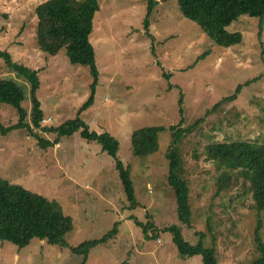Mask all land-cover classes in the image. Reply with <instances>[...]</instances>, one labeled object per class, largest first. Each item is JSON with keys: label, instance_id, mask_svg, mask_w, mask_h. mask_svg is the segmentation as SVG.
<instances>
[{"label": "rangeland", "instance_id": "obj_1", "mask_svg": "<svg viewBox=\"0 0 264 264\" xmlns=\"http://www.w3.org/2000/svg\"><path fill=\"white\" fill-rule=\"evenodd\" d=\"M49 0H0V51L40 72L38 98L44 119L38 133L54 141L45 127H58L78 116L91 131L110 133L120 144L118 159L129 169L138 207L129 209L113 157L81 132L42 149L27 129L0 134V179L57 202L73 220L67 248L35 239L20 249L0 240V264H82L71 251L84 242L103 239L118 223V234L91 251L87 264H203L201 256L179 255L173 225L182 238L215 250L218 264H254L259 258L256 230L264 242V212L254 208L243 178L218 195L220 171L205 155L219 141L264 143V21L242 16L227 31L240 34V45H215L187 20L175 0H155L147 36L144 0H100L91 42L96 48L99 85L94 105L79 115L92 96L95 79L90 66L72 64L67 50L45 54L36 43L37 8ZM0 80L15 83L25 93L24 108L32 123V86L10 72L0 59ZM250 82V84H248ZM233 101L223 99L235 95ZM181 104L179 105V101ZM182 112V115L180 114ZM17 111L0 104L5 127L19 123ZM182 120L187 133L177 153L185 170L191 199V225L178 220L175 194L169 186L171 126ZM163 126L159 151L137 157L133 132ZM230 187V185H229ZM149 221L159 229L146 239L136 224Z\"/></svg>", "mask_w": 264, "mask_h": 264}, {"label": "trees", "instance_id": "obj_2", "mask_svg": "<svg viewBox=\"0 0 264 264\" xmlns=\"http://www.w3.org/2000/svg\"><path fill=\"white\" fill-rule=\"evenodd\" d=\"M148 6L147 18L144 28L150 38V19L158 3L155 0H144ZM184 17L198 25L203 33L215 45L228 49L242 43L240 34H231L227 29L242 16L260 19V31L263 30L264 0H175ZM101 11L100 0H49L40 5L36 14L38 26L36 43L45 54L56 56L62 49L67 50V56L72 64L90 66L95 82L92 86V96L79 109V115L94 105L96 90L99 85V70L97 54L91 37L95 30V19ZM0 59L5 62L6 68L25 78L32 86L33 111L32 123L30 113L24 108L25 93L15 83L0 80V104H7L16 109L19 123L5 127L0 121V134L7 135L16 130L27 129L30 135L36 138L42 149L56 146L63 137L72 136L81 132L82 137L90 142L101 144L103 151L114 158L116 170L119 174L129 209L135 210L138 203L135 197L134 184L131 174L124 163L118 159L119 141L110 133H97L91 131L90 126L79 116L69 120L58 127H45L42 131L56 135L54 141L47 140L38 133L42 129L44 119L42 104L38 98L42 83L40 72L32 70L29 66L19 64L13 60L7 51H0ZM250 84V82H248ZM242 89L238 86L235 95L223 99L217 106L225 101H233ZM181 100L179 101V105ZM182 115V112L180 111ZM182 120L171 126L172 141L169 148L168 159L169 186L175 194L178 220L185 225H191V199L190 189L185 179V170L177 153V145L187 133L182 128ZM163 126H148L138 129L132 135V151L137 157L143 158L156 154L159 151V135ZM205 155L216 163L220 176L216 187L218 195L230 190L239 179L243 178L252 194L254 208L260 214L264 212V143L246 141H219L210 144L205 149ZM230 185V187H229ZM136 224L142 228L146 239H150V232H159L153 222L146 224L137 218ZM261 222L256 230V242L259 258L254 264H264V242L260 236ZM118 223L101 240L84 242L71 251L84 256L82 264H87L91 251L108 244L118 234ZM73 220L63 213L60 205L55 201L27 190L24 187L11 185L0 179V240L11 242L20 249L27 248L35 239L45 241L50 245L67 248V235L73 231ZM172 235L174 245L182 257L201 256L203 264H218L214 249L204 246V234L200 241L193 245L182 238L180 229L173 225L162 229ZM123 264H129L127 261Z\"/></svg>", "mask_w": 264, "mask_h": 264}]
</instances>
